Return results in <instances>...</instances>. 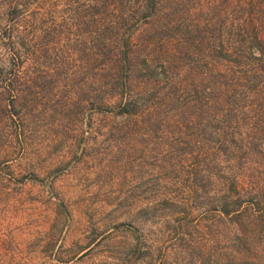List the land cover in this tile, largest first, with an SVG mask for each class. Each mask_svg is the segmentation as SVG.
Here are the masks:
<instances>
[{
    "label": "trees",
    "instance_id": "trees-1",
    "mask_svg": "<svg viewBox=\"0 0 264 264\" xmlns=\"http://www.w3.org/2000/svg\"><path fill=\"white\" fill-rule=\"evenodd\" d=\"M0 51V179L36 112L61 126L89 106L93 137L142 169L137 224H94L56 194L47 257L108 239L99 264H264V0H0ZM80 225L87 242L55 258Z\"/></svg>",
    "mask_w": 264,
    "mask_h": 264
},
{
    "label": "rangeland",
    "instance_id": "rangeland-1",
    "mask_svg": "<svg viewBox=\"0 0 264 264\" xmlns=\"http://www.w3.org/2000/svg\"><path fill=\"white\" fill-rule=\"evenodd\" d=\"M32 8L31 3L23 13L30 25L33 24L29 12ZM4 56L0 51V58ZM35 98L40 99V109L45 98L41 93ZM89 107L76 118H65L70 120L61 126L55 122L50 124L46 110L35 113V126L26 132L27 155L16 161L20 164L16 165L13 180L0 179V264H67L55 262L45 251L48 236L59 228V222L51 221L53 215L50 216V202L56 194L65 193L71 208L94 224L111 218L137 224L132 212L139 209L143 196L139 159H127L125 147L112 146L113 139L112 144L103 140L102 135L93 137V131L99 130L103 121ZM55 136H65V139L53 140ZM54 167H58L57 171ZM86 226L69 229L55 251V258L65 261L77 251V245L87 242L84 234L90 228ZM119 239L126 247L123 252L129 254L135 239L128 231L120 232ZM99 243L86 257L72 264H99L101 259L114 256L111 255L115 250L110 244L112 240Z\"/></svg>",
    "mask_w": 264,
    "mask_h": 264
}]
</instances>
